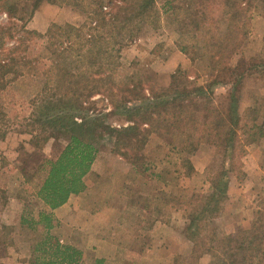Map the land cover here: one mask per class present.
I'll return each instance as SVG.
<instances>
[{
    "label": "trees",
    "instance_id": "obj_1",
    "mask_svg": "<svg viewBox=\"0 0 264 264\" xmlns=\"http://www.w3.org/2000/svg\"><path fill=\"white\" fill-rule=\"evenodd\" d=\"M255 1L0 0V16L5 18L0 23V88L12 77L21 76L24 69H31L34 59L28 56V51L40 33L29 30L25 22L43 4L68 6L84 13L83 24L56 28L63 37L64 46L59 55H63V60H55L41 71L45 84L42 92L51 88L54 91L62 83L67 86L75 83L91 95L109 97L113 111L126 115L130 123L115 131L111 151L140 174L148 171L142 151L149 135L160 124H182L185 134L181 153L190 155L202 144L215 148L221 156V168L203 179L208 185L206 191L192 192L187 198L141 196L139 204L165 223L169 221L167 210L182 211L188 221L184 237L193 244L208 245L200 253L209 255V264H228L235 255L239 256L240 264H264V211L258 213L250 227L232 234H221L211 225L227 200L231 175L241 166L247 145L264 139V113L256 107L244 112L239 109L245 80L264 79V57L229 61L245 42ZM260 1L264 19V0ZM163 20L177 25L181 33L199 36L209 53L208 66L213 74L210 81L197 85L186 79L185 71L177 69L166 86L146 89L140 80L115 83L113 76L120 53L127 45L123 33L136 30L141 24L157 28ZM262 38L264 42V35ZM68 50L69 58H64ZM180 51L186 53L185 47H180ZM77 62H82L84 67H73ZM218 86L227 87L219 98L214 96ZM57 98L55 92L52 97L41 94L39 100H34L26 125L32 143L64 142L58 155L43 159L28 181L37 198L49 209L81 193L87 178L95 179L91 166L105 124L103 116L88 115L90 107H82L77 97L64 102ZM4 134L0 133V139ZM181 167L186 178L194 173L189 158L182 159ZM237 174H242L241 169ZM42 223L49 228V217L42 216ZM35 250L42 254L39 259H47H36L35 264H77L81 256L72 247H60L52 237L37 244ZM192 257L195 259L197 255ZM178 259L182 257L176 256L172 261Z\"/></svg>",
    "mask_w": 264,
    "mask_h": 264
},
{
    "label": "rangeland",
    "instance_id": "obj_2",
    "mask_svg": "<svg viewBox=\"0 0 264 264\" xmlns=\"http://www.w3.org/2000/svg\"><path fill=\"white\" fill-rule=\"evenodd\" d=\"M262 7L263 3L260 0L254 2L250 14V24L246 28L245 42L230 58L231 63H235L240 57L251 58L257 55L264 57ZM85 21L86 15L76 9H71L68 6L57 8L55 5L43 4L25 22V26L29 30L40 33V36L31 42L28 51V56L34 59L31 69H24L21 76L12 77L5 87L0 88V133H5L4 138H7V141L4 142L6 157L2 155L4 148L2 147L3 143H0V147H2L0 149V166L5 168V171H0V202L3 196L7 195L3 191L4 183L13 182L16 177H19L16 179L24 184L16 186L13 193L25 199L32 210L38 209L37 202L39 203V201L28 181L32 172L43 159H54L58 155L64 142L54 140H50L46 144H41L39 140L31 142V135L26 132L28 128L26 125L32 111V102L39 100L41 94L52 97L55 92L57 99L62 102L77 97V102L79 101L82 107H90L87 111L88 115L104 117L105 124L102 129L104 136L99 142L98 152L100 151V155L95 167L99 170L104 169V171L111 169L113 173L111 176L94 173L95 179L89 177L85 181L88 184L91 183L93 189L101 190L103 192L101 197H107L106 191H115L117 187L123 185L122 192L118 190L111 194L115 197L122 193L121 199L123 196V202L127 205H125L124 211L120 212L121 214L114 213L112 210L105 213L97 208L95 200L94 202L90 200L92 204L87 205L85 203L87 200L83 199V202L79 203L83 205V209L78 214H80L79 216L82 214H106L105 216L112 217L113 225L108 228L109 230H104L102 235L113 232L111 239L118 242L122 251L113 254L109 264H145L147 258L132 254L131 248L138 251L139 248L141 249L147 244V228L151 225L150 215L152 213L143 214L137 207H134L135 202L139 203L138 197L134 194L136 188L143 191L141 196L150 199L154 197L166 199L169 196L187 198L192 192L202 193V190L206 191L208 186L204 184L203 179L221 168V156L215 148L206 144L199 146L190 155L181 153L185 134L182 124H160L149 135L142 151L148 171L140 174L122 157L111 151L115 131L129 126L130 123L126 115L113 111L109 97L104 94L91 95L83 91L78 84L79 88H75L77 87L75 83L71 86L62 83L54 91L51 88L42 92L45 84L43 76L40 74L41 71L55 60H63V55L59 56L60 50L64 46L63 37L56 28L63 27L68 22L79 26ZM4 22L5 18L0 16V23ZM122 38L127 45L120 53V60L113 76L115 83L140 80L146 89L166 86L170 82V75L177 69L185 71L186 79L197 85H205L212 78L213 74L208 66L209 53L204 49L199 36L181 33L175 24H167L164 20L157 28L141 24L136 30L125 31ZM182 46L185 47L186 53L180 51ZM66 57L69 58V50L64 54V58ZM73 67L82 69L84 65L82 62H77ZM226 91L227 87L218 86L214 89V96L219 98ZM240 95L239 109L241 112L247 108L256 107L264 113V79L254 77L246 79ZM84 102L85 104H82ZM75 120L80 121L77 117ZM2 140L0 139V141ZM106 157H110V161H107ZM185 157L191 160L194 168V173L188 178L183 176L181 167L182 159ZM240 169L242 174H237ZM117 171L122 174L121 177L115 175ZM99 198L97 196V200ZM77 210L76 208L75 211ZM167 211L166 218L169 216L170 218H167L169 221L166 226H170L171 241L167 240L156 247L157 252L154 257L157 259V264H209V255L200 253L208 245L193 244L184 237V227L188 224V221H185V214L172 209ZM261 211H264V139L247 145L246 153L241 159V166L236 167L231 175L227 200L218 216L211 221V225L221 234H232L239 229L250 227ZM137 230H139L138 235L135 233ZM57 234L59 237L56 239L62 240V242L58 241L59 245H67L66 241L72 242L73 240L64 237L67 235L66 230L61 229L57 231ZM76 238H74L75 241L86 242L90 249V252H85V255L81 254L77 264H93L96 257L107 255L99 252L100 248H105L99 244V238L83 236ZM108 239L109 237L106 240ZM94 244H97L99 250L95 253L91 248H94ZM164 244L167 246L166 248H163ZM32 251L31 259L36 260L42 257L41 252L34 249ZM149 255L152 258L153 254ZM192 255H197V257L194 259ZM176 256H181L182 259L173 262L172 260ZM39 261H47V259L42 258ZM228 264H240L239 256H233Z\"/></svg>",
    "mask_w": 264,
    "mask_h": 264
},
{
    "label": "crops",
    "instance_id": "obj_3",
    "mask_svg": "<svg viewBox=\"0 0 264 264\" xmlns=\"http://www.w3.org/2000/svg\"><path fill=\"white\" fill-rule=\"evenodd\" d=\"M57 8H59V6H57ZM71 25L76 26L75 24ZM5 141H7L6 137L0 141V143H3L2 147L4 148L2 152L3 157H6L7 155L5 151ZM2 147H0V149H2ZM99 155L100 151L96 155V158L91 166V172L102 176L113 175L111 169L110 171L96 169L95 166ZM106 160L110 161V157H106ZM0 171H5V168H1L0 166ZM116 173L117 174H114L119 177L122 176V174L118 173V171ZM16 178L13 182H9L10 184L4 183L3 191L7 193V195H4L0 202V264H35V260L30 258V254L33 252L32 249L35 250L36 245L41 243V241L47 237H52L54 239L59 237L57 231H60L61 229L67 231V235L64 237H68V239L70 238L73 240L72 242L70 240L69 242L66 241L67 245L59 246L62 248L67 246L72 247L82 254V256L85 255V252H90V249L87 247L86 242H79V240L75 241L74 238L83 236L87 238L97 237L100 239L99 244L105 246V248H100L99 251L97 244H94V248L91 247L92 251L93 253L99 251L103 254L106 253L107 255L101 254L102 256L96 257L93 264H109L108 262L113 257L112 255L116 252L122 251V248H119L118 242H114L111 239L113 232L108 235H102L104 230H109L108 228L113 225L112 217H107L105 216L106 214H82L79 216L80 214H78V212L83 209V205H80L79 203L83 202V199H86L87 201L85 203L87 205L92 204L90 200L92 202L95 200V205L98 206L97 208L105 213H109L112 210L114 213L119 212V214H121L120 212H123L127 206L123 202V196L121 199L122 193L119 196L116 195L115 197L112 196L111 193H115V191L118 192V190L122 192L123 185L117 187L115 191H106L105 194L107 197H101L103 192L101 190L93 189L91 187V183L88 184L87 181H85L86 188L81 193L69 196L63 205L55 209L47 208L35 195L36 199L39 201V203L37 202L38 209L32 210V208L29 207V203L25 199H22L13 193L16 186L24 184ZM134 192L135 196L138 197L139 200L143 191L137 190L136 188ZM97 196L100 197L98 200ZM112 207H114V209H112ZM134 207H137L143 214L150 213L149 209L143 207L139 203L137 204L135 202ZM76 208L78 209L77 211H75ZM45 215L50 219L49 228L44 227V224L42 223V216ZM150 216L151 225L147 228V244L141 249L139 248L138 251L131 248V253L137 257L140 256L144 257V259L147 258L144 262L145 264H157V259L154 257L156 254L155 252H157L156 247L162 245L164 242H167V240L171 241V230L170 226H166L168 223L156 219L152 214ZM167 218H170V216ZM185 221H187V219H185ZM29 223H32L33 225L30 226ZM135 233L138 235L139 230L135 231ZM106 236L109 237L108 240H106L108 238ZM57 241L62 242L61 239ZM166 247L167 246L164 244L163 248ZM149 254H153L152 258ZM167 262H169V260H167Z\"/></svg>",
    "mask_w": 264,
    "mask_h": 264
}]
</instances>
